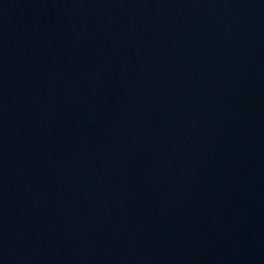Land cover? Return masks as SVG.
Wrapping results in <instances>:
<instances>
[{
  "label": "water",
  "instance_id": "95a60500",
  "mask_svg": "<svg viewBox=\"0 0 264 264\" xmlns=\"http://www.w3.org/2000/svg\"><path fill=\"white\" fill-rule=\"evenodd\" d=\"M0 264H264V0H0Z\"/></svg>",
  "mask_w": 264,
  "mask_h": 264
}]
</instances>
